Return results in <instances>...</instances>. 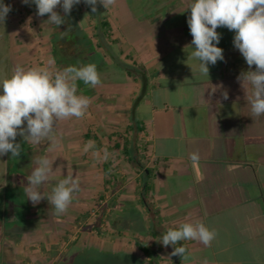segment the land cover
<instances>
[{
    "label": "crops",
    "instance_id": "0c3cea01",
    "mask_svg": "<svg viewBox=\"0 0 264 264\" xmlns=\"http://www.w3.org/2000/svg\"><path fill=\"white\" fill-rule=\"evenodd\" d=\"M3 2L12 8L14 49L40 57L21 66L48 68L45 57L57 52L63 58L61 65L53 62L61 66L57 70L93 63L101 76L100 85L84 91L91 101L85 116L58 123L60 146L49 152L47 144L39 145L41 155L54 160L48 193L68 173L80 180V191L61 215L60 236L73 231L92 205L108 213L103 219L89 217L82 226L92 223L88 227L96 232L104 223L114 233L137 204L143 218L135 219L136 236L130 242L149 243L159 264H264V115L252 116L236 79L248 65L241 63L239 51L225 47L223 37L217 46L224 50V61L208 66L209 78L188 58L194 50L187 24L190 0H136L135 5L117 0L107 11L97 5L103 16L89 15L81 2L59 28L46 22L47 14L38 16L34 4ZM56 11L64 15L61 8ZM114 67L120 73L110 76ZM89 141L94 147L82 154ZM126 142L129 149L142 148L140 168L124 155ZM193 152L199 153L197 163L190 159ZM145 169L150 211L138 196ZM196 221L216 231L211 246L181 241L177 246L187 249L182 258L171 255L172 245L159 242L169 229ZM93 230L79 234L76 245L89 238L101 242L102 237H90ZM123 239L114 236L109 243L123 246Z\"/></svg>",
    "mask_w": 264,
    "mask_h": 264
},
{
    "label": "clouds",
    "instance_id": "9594fccd",
    "mask_svg": "<svg viewBox=\"0 0 264 264\" xmlns=\"http://www.w3.org/2000/svg\"><path fill=\"white\" fill-rule=\"evenodd\" d=\"M81 2L96 13L98 4L107 11L117 0H22L25 5L34 4L38 16L47 14L46 22L58 28L66 23L73 7ZM58 7L64 15L56 11ZM187 9H190L187 24L193 38L191 46H194L188 58L197 61L200 74L209 78L208 66L224 61V50L217 46L221 39L217 28L233 31L234 48L249 68L236 79L246 92L252 116L264 115V0H190ZM11 10V5L0 0V23L4 24ZM253 66L255 70H252ZM77 81L92 88L102 83L93 63L79 67L70 65L55 72L46 67L17 65L9 77L0 80V157L9 153L12 157L21 155L23 149L16 142L17 136L22 137L24 143L47 144L49 152L59 147L62 136L57 132L58 123L72 117L83 118L91 103L88 97L78 94ZM228 98V92L224 91L223 99ZM92 147L94 142L89 141L84 151ZM190 159L197 163L199 153H191ZM53 162L47 153L36 157L34 167L27 175L28 185L24 192L34 205L46 198L54 214L59 216L68 211L75 194L80 191V180L68 173L45 194L42 187L53 176ZM216 235V231L202 221L186 222L177 229H169L159 242L164 247L172 245L171 255L184 258L187 249L177 246L181 241L193 240L211 246ZM204 264H207L206 260Z\"/></svg>",
    "mask_w": 264,
    "mask_h": 264
},
{
    "label": "rangeland",
    "instance_id": "374dc122",
    "mask_svg": "<svg viewBox=\"0 0 264 264\" xmlns=\"http://www.w3.org/2000/svg\"><path fill=\"white\" fill-rule=\"evenodd\" d=\"M130 1L132 2V5L136 4V0H130ZM151 1L157 2L158 0H151ZM159 1H162V0H159ZM175 1L179 2L181 0H175ZM170 3H172V1H170ZM85 6H88V5L85 4ZM88 7L90 8V6ZM97 15L99 16L104 15L102 12V9L101 10L100 8L99 10L97 9ZM225 29L227 28L218 27V31L221 37H223L222 38L223 42L225 41L232 42L233 37H234V32L229 31V34L227 36H223L225 34ZM58 33L59 32L57 31L55 32L54 38H57ZM11 35L12 33H11L10 25H9V16L7 15L4 24L0 23V80L9 77L17 65H21L23 63L30 62L31 60L34 61L36 58L38 59L40 58V57H36L35 55H32V56L31 55H19L21 50L19 51V50L14 49L13 46L15 44V41ZM81 43H85V42L81 41ZM56 54L57 55L55 57L54 56L45 57V60L47 62V67L53 72L57 71V68H61L60 62L63 61L61 54L57 52ZM54 58L59 61L60 65L58 64L56 66V65H52L53 63L49 64V61L55 62ZM118 73H120V70L114 67L111 71L110 76L113 74L117 75ZM119 78H121V76H119ZM102 80L104 81L106 79H102ZM77 86H78V94L80 95H83V94L86 95L84 93L85 90L87 94L90 90H92L91 87H88V85H85L82 81H77ZM25 126H26V122H25ZM134 138H135L134 136H131L129 138L130 143L132 145L134 144V140H135ZM113 140L116 141L117 138ZM16 142L21 144L22 149L28 150L30 146L32 147L31 149L34 148L33 144L24 143L23 138L20 136H17ZM131 149H133V146L131 147ZM84 153L88 154V152L82 151V154ZM8 156L11 157L10 159L14 158L15 160L16 158V157H12L11 153H9ZM6 161H7V155L0 157V176L1 177H3L5 174L4 172H5ZM10 163L13 165V161H10ZM104 204L105 203L102 201L100 202L99 205H101L102 207ZM94 208L96 209L95 217H100L103 219L105 216L104 213H106V215L108 213L106 209H104V213H103L99 210V206L94 205L93 207L92 205L88 209L87 215L84 216L83 218H79V221L74 223L75 227L73 228V231H70V232L66 231L63 238H60L61 243L59 247V255L61 256V259L58 261L57 264H148V261H145L143 256H141L142 253L138 250V247L133 242H130V239L132 238V236L133 237L136 236L135 226L137 224V221L140 222L143 218V215L140 212L139 206L135 204V206L133 207L135 214L132 212V209L130 208L129 212L123 215L124 218L122 221L123 223L121 224V229L115 230L114 233L108 231L104 223H102L103 229H101V226H100V228L96 232L93 229L89 228L90 226H92V223L90 226L89 224L86 226H82V222L84 220H86L89 217H94L93 214L91 213V210ZM100 214H103V215L99 216ZM70 225H72V223ZM92 230H93V233H92V236L90 237H95L99 239H101L102 237V239L100 240L101 242L98 241L97 243H95L92 240L93 238H89V240L88 239L83 240L81 245H76V242L79 240V236H78L79 234L87 236L88 233H90ZM113 235L116 238L124 237L123 239L124 242H121V243H124L123 246L119 244L120 243L119 241L118 243L116 241L114 244L109 243L111 239H113L114 237ZM71 237H76V238L73 242H68V240ZM106 238L107 240H104ZM139 245H142L146 250L152 252L151 247H150L151 245H149V243H144V244L139 243ZM24 249L27 250V247H25ZM34 253H35V259H38L37 257H40L41 251L38 250L37 252H34ZM52 260L53 259L51 258V255H50L48 264H50ZM151 262L152 264H159L155 259H152Z\"/></svg>",
    "mask_w": 264,
    "mask_h": 264
},
{
    "label": "flooded vegetation",
    "instance_id": "af4514ba",
    "mask_svg": "<svg viewBox=\"0 0 264 264\" xmlns=\"http://www.w3.org/2000/svg\"><path fill=\"white\" fill-rule=\"evenodd\" d=\"M33 146L23 149L15 160L7 154L5 174L0 176V264H48L50 255V264L61 259L62 216L54 214L46 198L34 205L24 192L27 175L36 157L41 156L39 145ZM48 189V184H44L42 191L48 194ZM38 250L41 254L35 259L34 252Z\"/></svg>",
    "mask_w": 264,
    "mask_h": 264
},
{
    "label": "trees",
    "instance_id": "16d2710c",
    "mask_svg": "<svg viewBox=\"0 0 264 264\" xmlns=\"http://www.w3.org/2000/svg\"><path fill=\"white\" fill-rule=\"evenodd\" d=\"M160 9L162 11L163 10V7L160 8ZM86 10H87V12H88L89 15H92L91 8H89L88 6H86ZM101 26L102 27H105L106 24L105 23H101ZM228 34H229V30L228 29H225L224 36H227ZM224 45H225V47L228 50L234 49V50L238 51L237 49L234 48L233 41L232 42L225 41L224 42ZM56 55H57L56 52H54V55L53 56L55 57ZM240 56H241V58H243L241 54H240ZM56 60L57 59H55V62L58 61V60L57 61ZM241 60H242L241 61L242 64L243 63H246L245 60H244V58L241 59ZM118 148H119V145L118 146L116 145V148L115 149H118ZM139 149H140V151H139ZM141 150H142V148L141 147H137V146H135L133 148V150L129 149L127 142L123 145V153L127 157L128 162L134 164V166H136V167L139 166V168H140V165H139L138 161H139L140 158L141 159L144 158L142 156L143 155V152H141ZM107 166H108L107 164L106 165L105 164L103 165V169L105 171H107V169H108ZM146 172H149V170L148 169H145V171H144L143 178L145 180L142 183V187H141L140 192L138 193V196L140 197V200H141L142 205L146 208L147 211H150V206H149V202H148V190H149L148 183H147L148 174L146 175ZM135 244L138 247V250L143 254V256L149 259L148 260V264H152L151 261H152V259H154L153 253L150 252V251H148V250H146L142 245H139L138 243H135ZM175 259L177 260V258H175ZM173 264H176V263H173Z\"/></svg>",
    "mask_w": 264,
    "mask_h": 264
},
{
    "label": "built area",
    "instance_id": "2783aa9c",
    "mask_svg": "<svg viewBox=\"0 0 264 264\" xmlns=\"http://www.w3.org/2000/svg\"><path fill=\"white\" fill-rule=\"evenodd\" d=\"M95 212H96V209L95 208L91 210V213L92 214H94Z\"/></svg>",
    "mask_w": 264,
    "mask_h": 264
}]
</instances>
